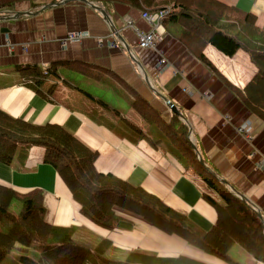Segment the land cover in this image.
<instances>
[{"label": "crops", "instance_id": "1", "mask_svg": "<svg viewBox=\"0 0 264 264\" xmlns=\"http://www.w3.org/2000/svg\"><path fill=\"white\" fill-rule=\"evenodd\" d=\"M220 1L255 13L264 30V0ZM54 3L35 9L30 0H19L0 10V109L30 123L63 127L97 153V171L141 187L187 216L229 259L120 206L113 207V228L96 224L59 175L66 156L33 146L24 164L0 161V185L19 194L40 192L45 212L28 262L13 252L0 264L41 260L53 227L70 230L75 242L89 247L83 264H120L116 261L128 262L138 253L154 255L158 264L179 257L204 264H264L218 226L219 209L241 196L264 221V120L243 101L257 73L249 54L238 50L227 56L211 44L191 47L165 22L157 28L156 46L142 48L126 21L142 31L152 24L130 3ZM72 31L86 36L63 44ZM35 65L56 69L35 82L37 88L22 71ZM248 120L251 140L239 131ZM183 125L192 151L180 139ZM7 222L1 221L3 230L9 229Z\"/></svg>", "mask_w": 264, "mask_h": 264}, {"label": "trees", "instance_id": "2", "mask_svg": "<svg viewBox=\"0 0 264 264\" xmlns=\"http://www.w3.org/2000/svg\"><path fill=\"white\" fill-rule=\"evenodd\" d=\"M17 1L19 0H0V10L10 8ZM57 1L30 0L35 9L48 2ZM121 1H126L142 11H156L168 7L170 11L163 22L173 24L176 27L175 33L191 47L196 44L203 49L211 44L231 57L238 50L247 52L257 67V73L245 87L243 101L252 113L264 120V30L257 25L258 16L255 13L220 0ZM22 71H26L29 74L26 79L33 82L28 84L37 88L35 82L42 83L47 78L45 75L48 72L54 74L56 69L52 66L42 69L35 65ZM187 135L188 131L183 125L180 139H184V144L191 150ZM33 146L52 147L66 156V162L59 167V175L82 205V212L96 224L113 228L116 220L113 207L120 206L143 215L169 233H177L188 242L229 259L228 255L207 241L206 232L187 216L166 206L143 188L133 186L113 174L97 171V153L63 127L30 123L22 118L12 117L0 109V161L7 165L24 164ZM191 163L197 165L195 159ZM16 202L21 204L18 213L11 209ZM227 202L225 207L219 209L218 226L256 260L264 263L263 218L239 197L228 198ZM44 212L43 195L40 192L19 194L0 185V223L7 220L10 225L8 230L0 228V262L13 252H18L28 262L25 257L33 245ZM89 251L88 246L73 240L70 230L53 227L48 243L40 255L41 260L31 261L30 264H83ZM155 259L154 255L138 253L131 256L128 262H116L158 264ZM172 264L204 263L179 257L172 260Z\"/></svg>", "mask_w": 264, "mask_h": 264}, {"label": "built area", "instance_id": "3", "mask_svg": "<svg viewBox=\"0 0 264 264\" xmlns=\"http://www.w3.org/2000/svg\"><path fill=\"white\" fill-rule=\"evenodd\" d=\"M170 11V9L163 8L157 11L149 12L143 11L142 17L151 22L152 28L149 31H142L140 29L135 28L131 19H127L126 26L133 28L136 31V35L138 38V45L142 48H153L156 46L158 42V26L163 22L165 16ZM86 33L83 31H72L67 34V36L62 40L63 44L68 42H78L85 38ZM113 40V39H112ZM113 46H117V44L113 41L111 43ZM240 133L245 136L247 139L251 140L253 138V124L252 121H246L239 127Z\"/></svg>", "mask_w": 264, "mask_h": 264}, {"label": "rangeland", "instance_id": "4", "mask_svg": "<svg viewBox=\"0 0 264 264\" xmlns=\"http://www.w3.org/2000/svg\"><path fill=\"white\" fill-rule=\"evenodd\" d=\"M11 209H12V211L14 212V213H18L19 211H20V209H21V204L19 203V202H16L15 204H13L12 205V207H11ZM8 223V222H7ZM9 224V223H8ZM0 225H1V223H0ZM0 228L3 230V226H0ZM35 238V237H34ZM4 264V263H3Z\"/></svg>", "mask_w": 264, "mask_h": 264}, {"label": "water", "instance_id": "5", "mask_svg": "<svg viewBox=\"0 0 264 264\" xmlns=\"http://www.w3.org/2000/svg\"><path fill=\"white\" fill-rule=\"evenodd\" d=\"M67 1H71V0H60V1H58V2H55L54 5H60V4H62V3H64V2H67ZM52 5H53V4H49V5H47L46 7H51ZM173 110H174L175 112L180 113L179 110H178L175 106H173Z\"/></svg>", "mask_w": 264, "mask_h": 264}]
</instances>
